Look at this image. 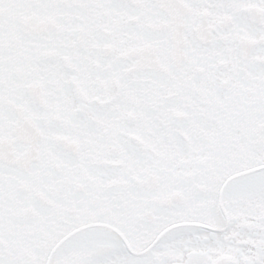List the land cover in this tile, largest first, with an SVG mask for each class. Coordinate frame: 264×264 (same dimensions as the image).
Listing matches in <instances>:
<instances>
[{
	"label": "snow or ice",
	"instance_id": "6c2138e0",
	"mask_svg": "<svg viewBox=\"0 0 264 264\" xmlns=\"http://www.w3.org/2000/svg\"><path fill=\"white\" fill-rule=\"evenodd\" d=\"M0 264H264V0H0Z\"/></svg>",
	"mask_w": 264,
	"mask_h": 264
}]
</instances>
